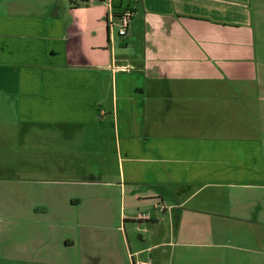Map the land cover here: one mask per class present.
<instances>
[{
    "label": "crops",
    "instance_id": "1",
    "mask_svg": "<svg viewBox=\"0 0 264 264\" xmlns=\"http://www.w3.org/2000/svg\"><path fill=\"white\" fill-rule=\"evenodd\" d=\"M114 8L125 38L102 2L0 0V98L43 126L60 200L6 264H264V0Z\"/></svg>",
    "mask_w": 264,
    "mask_h": 264
},
{
    "label": "rangeland",
    "instance_id": "2",
    "mask_svg": "<svg viewBox=\"0 0 264 264\" xmlns=\"http://www.w3.org/2000/svg\"><path fill=\"white\" fill-rule=\"evenodd\" d=\"M17 104L16 99L0 98V141H3L0 145V264H6V246L23 241L28 210L38 205L40 191L48 198V207L55 202L60 206V200H54L59 191L43 184L48 176L43 171L54 166L55 158L48 151L49 146L40 144L43 126L39 122L19 123ZM7 137H13L15 144H9ZM24 180H30L31 184L23 183ZM110 209L111 222L119 225L123 212L118 199L111 202Z\"/></svg>",
    "mask_w": 264,
    "mask_h": 264
},
{
    "label": "built area",
    "instance_id": "3",
    "mask_svg": "<svg viewBox=\"0 0 264 264\" xmlns=\"http://www.w3.org/2000/svg\"><path fill=\"white\" fill-rule=\"evenodd\" d=\"M99 2L98 0H89V5ZM106 4L108 7V21H109V28L111 30L117 28L118 35L120 37H127L128 30L130 28V25L134 19L135 12L132 9H126L123 12L116 14L115 8H114V0H105L102 2ZM133 257V256H132ZM134 264H151L150 262H144V261H135Z\"/></svg>",
    "mask_w": 264,
    "mask_h": 264
},
{
    "label": "trees",
    "instance_id": "4",
    "mask_svg": "<svg viewBox=\"0 0 264 264\" xmlns=\"http://www.w3.org/2000/svg\"><path fill=\"white\" fill-rule=\"evenodd\" d=\"M99 2H104L105 0H98ZM81 5L88 6L89 5V0H81Z\"/></svg>",
    "mask_w": 264,
    "mask_h": 264
}]
</instances>
